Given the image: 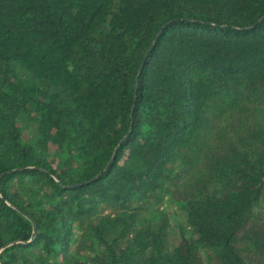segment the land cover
Returning a JSON list of instances; mask_svg holds the SVG:
<instances>
[{
	"label": "trees",
	"instance_id": "trees-1",
	"mask_svg": "<svg viewBox=\"0 0 264 264\" xmlns=\"http://www.w3.org/2000/svg\"><path fill=\"white\" fill-rule=\"evenodd\" d=\"M263 200L264 0H0V264H264Z\"/></svg>",
	"mask_w": 264,
	"mask_h": 264
},
{
	"label": "rangeland",
	"instance_id": "rangeland-1",
	"mask_svg": "<svg viewBox=\"0 0 264 264\" xmlns=\"http://www.w3.org/2000/svg\"><path fill=\"white\" fill-rule=\"evenodd\" d=\"M20 123L23 130V140L26 143L33 145L38 136L35 121L31 117L23 116L20 119ZM179 166L178 161L171 165L174 173L179 169ZM32 190L35 191L36 189L30 187L28 183H25L23 186V192L26 194H33L34 191L31 193ZM166 190L167 187L160 191L163 193L157 191L143 201V204L140 205L141 211L139 218L142 223L151 220L156 224H159L164 220L167 222L165 247L166 250L170 251L180 243L182 236H191V230L186 224V213L182 207L183 205L176 201L172 194H166ZM106 213H110V210H107ZM255 213L260 218H264V200L257 206ZM74 248L75 247L72 248L71 254H73ZM97 253L98 247L90 244V249H83V251L80 252L79 258L86 261Z\"/></svg>",
	"mask_w": 264,
	"mask_h": 264
},
{
	"label": "water",
	"instance_id": "water-1",
	"mask_svg": "<svg viewBox=\"0 0 264 264\" xmlns=\"http://www.w3.org/2000/svg\"><path fill=\"white\" fill-rule=\"evenodd\" d=\"M11 245H21L20 243H14V244H11Z\"/></svg>",
	"mask_w": 264,
	"mask_h": 264
}]
</instances>
